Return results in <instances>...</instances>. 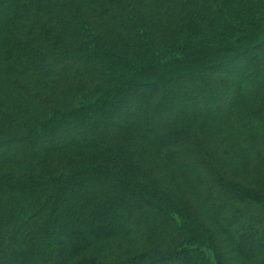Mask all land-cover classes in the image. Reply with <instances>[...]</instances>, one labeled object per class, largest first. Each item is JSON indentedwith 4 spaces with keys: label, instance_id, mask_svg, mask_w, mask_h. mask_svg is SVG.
<instances>
[{
    "label": "trees",
    "instance_id": "16d2710c",
    "mask_svg": "<svg viewBox=\"0 0 264 264\" xmlns=\"http://www.w3.org/2000/svg\"><path fill=\"white\" fill-rule=\"evenodd\" d=\"M251 46L264 0H0V264H264Z\"/></svg>",
    "mask_w": 264,
    "mask_h": 264
},
{
    "label": "rangeland",
    "instance_id": "374dc122",
    "mask_svg": "<svg viewBox=\"0 0 264 264\" xmlns=\"http://www.w3.org/2000/svg\"><path fill=\"white\" fill-rule=\"evenodd\" d=\"M249 48H248L249 49V52H248L249 54H248V56L246 58H244L243 61L240 60V61H238L236 66H232V67L229 66L226 69H224V71L227 72V74L229 72H234L235 70H237V77H240V78L243 77L245 80L254 81L253 79H254V77L257 76V74L259 73V70H258V68L257 69L252 68V66H251L252 64L251 63L252 62H254V63L255 62H260L261 65H264V48L261 47V46L260 47L251 46ZM248 58H251V60L253 59V61L251 62ZM259 69H260V66H259ZM194 84H195V82H194ZM176 85H177V82L172 81V82L167 83V86H165L164 88H167L168 90L174 92L175 95L176 94L177 95H179V94L182 95L183 93H186L187 91H189L187 89V87H188L187 84L185 86L183 85V87H178ZM204 97H208V89L203 87V86H201V94H199V96H197L196 98H192L191 101L193 103H196V104L200 105V102L203 101ZM225 99L227 100V98H225ZM191 101H188V102H191ZM168 102H170V101H168ZM126 108L127 109H125V111L128 113V107H126ZM145 109L146 108L144 106H138V107H136L135 110L131 109V112H129V114H127V113H126V115L117 114L116 117L119 118V119H122V121H123L125 116L127 117V119L128 118H134V117L140 118L142 115L145 114ZM152 119H153V121H155L154 123H157V124H160L161 121L163 120V119H159L158 115H154ZM170 120H172V118L168 117L167 121H170ZM86 134H88V133L84 132V134L81 135V136H86ZM55 141L58 142L59 138H54V140L51 141V142H55ZM200 215L203 216L202 213H200ZM203 219L205 221V224L212 231V233H214V237L216 238L217 249L212 250V249H207L206 248V250H205L207 258L210 259V263L211 264H217V260H216L214 255H215V253L219 252L221 254V257L224 259V264L226 262L225 259L227 260V258L230 260V261L228 260V264H244L243 260L238 259V258H236V256H234V254H233L234 251H233V248H232L231 244L229 242H227L226 238L223 237L218 232V230H217L215 224L213 223L212 219L211 218H206L205 219L204 217H203ZM127 222L129 224L130 221L128 220ZM240 238L244 239V240L246 239V238H244V236H241ZM216 250H218V251L216 252ZM11 255H12V256H10L11 264H28L26 257H24L22 255H18L17 253H13Z\"/></svg>",
    "mask_w": 264,
    "mask_h": 264
}]
</instances>
